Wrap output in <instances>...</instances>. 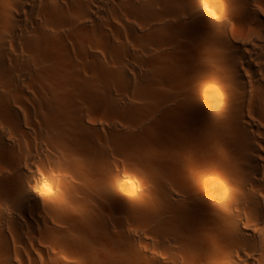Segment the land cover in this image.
Here are the masks:
<instances>
[{"label": "bare ground", "instance_id": "1", "mask_svg": "<svg viewBox=\"0 0 264 264\" xmlns=\"http://www.w3.org/2000/svg\"><path fill=\"white\" fill-rule=\"evenodd\" d=\"M123 5L142 11L152 79L176 77L163 107L171 112L168 102L178 103V130L186 136L214 127L225 141L217 148L222 169H210L211 178L208 168L196 173L193 186L183 180L185 168L163 165L153 184L158 198L147 196L156 211L137 217L127 262L118 264H264V0H0V210H14L19 183H41L35 147L50 162L41 195L58 218L54 238L70 231L61 219H78L127 186L112 178L122 138L114 148L110 123L124 113L112 117L110 106L122 103L94 80L100 52L109 68L112 13ZM190 48L203 70L195 77L180 62ZM98 100L111 110H92ZM85 226L88 235L92 225ZM73 251L67 264H86V252ZM3 253L10 256L5 242Z\"/></svg>", "mask_w": 264, "mask_h": 264}, {"label": "rangeland", "instance_id": "2", "mask_svg": "<svg viewBox=\"0 0 264 264\" xmlns=\"http://www.w3.org/2000/svg\"><path fill=\"white\" fill-rule=\"evenodd\" d=\"M112 21L111 54L109 61L105 58L109 62V68H103L102 63L105 60L102 52H100L101 61L96 63L97 69L94 80L99 91L110 88L113 91V98L119 99L122 103L120 107L110 106L113 109V112L111 111L112 117L119 115L120 111L124 113L123 116L119 115L117 120L110 119L114 121L110 123L111 128L115 129L112 130L113 132L120 131V129L123 131V133L119 131V133L117 131L113 133L115 138L112 140L114 143L112 145L115 148L122 138L124 143L121 142L127 148V150L123 149L125 146L121 145L123 148H120L121 142L117 145L116 149L119 148L120 151L115 149L114 155L120 157L113 156L114 167L116 166L117 170L112 173V178L117 181L124 180L123 182L127 186L124 188L122 186L114 187L120 192L114 190L113 196L108 201L102 200V205L98 207H96L97 204L92 205L86 214L80 210L76 215L78 216L77 220L75 218L71 220L68 217L60 220L62 226L66 225L70 230L69 233L66 232L68 230L65 232L69 236V240L70 237L72 238L73 245L69 243L71 240L69 241L64 233L63 235H56L57 237L62 236L61 239L54 238L50 226L58 218L51 214L44 197L41 195L45 189L47 178L44 167L50 168V162L44 155H36L35 147L33 169L41 183L29 185L28 178L25 181V186L19 183V186L16 187L14 210L10 211L5 205L0 210V217L6 220L5 225L0 224V264H51L58 261H64L66 264L67 262L73 263L75 258L69 255L75 249L86 252V264L126 263L128 247L130 250L127 232L130 233L134 229L138 216H147L148 213V216H152L151 214L156 211L149 202L152 198L155 202L154 195L157 193H152L153 187L160 180L163 165L176 169L185 168V171L190 172L183 175V180L189 186L194 185L192 178L196 179L199 172L204 169L208 168L210 171H208L210 173L208 176L211 178L212 170L217 171L215 168L222 167L220 161L223 154L217 148L223 145L225 140L214 131L213 125L209 123L210 128L213 127L211 133L201 131L194 135L192 133L185 136L178 130L176 117H174L179 111L178 103L168 102L172 109L171 112L163 107V103L166 101L164 94L175 89L176 77L162 75L152 79L145 52L146 47H148V39L142 11L130 5L129 7L126 5L116 6L112 13ZM119 22L127 27L119 26ZM97 40L101 45L103 44L99 36ZM214 47L215 42L210 44V50L213 51ZM180 62L183 67H186L187 74L194 77L203 71L202 66L199 65L201 61H199L193 48L182 53ZM122 68H125L124 73L121 72ZM108 72H113L115 76V80L111 83L107 80ZM125 73L127 76L123 75ZM94 105L92 110L99 114H103L105 110L110 108L107 107L104 100H100V102L98 100ZM105 124L108 127L109 123ZM118 134H123L121 135L123 137ZM121 150L128 151V154L125 155L126 152H124L122 157ZM124 157L125 159H123ZM117 158H120L118 160L121 162H118ZM120 163L125 169L120 167ZM125 163L127 165H124ZM217 169L220 171L222 168ZM188 174H193L194 177ZM186 175L188 176L184 177ZM125 177L127 178L125 179ZM120 184L123 185L121 181L118 185ZM31 196L35 200H31ZM147 196L150 197L149 200ZM156 198L158 197L156 196ZM87 224L88 226L92 225V230L87 232L88 235H85L82 228H87L85 226ZM63 236L65 240L67 238V245ZM4 242L10 252V256L7 258L3 253ZM65 245L69 246V249L64 250L67 248Z\"/></svg>", "mask_w": 264, "mask_h": 264}]
</instances>
